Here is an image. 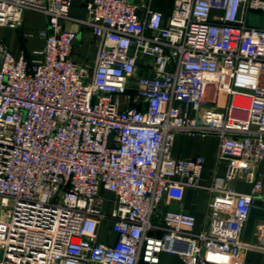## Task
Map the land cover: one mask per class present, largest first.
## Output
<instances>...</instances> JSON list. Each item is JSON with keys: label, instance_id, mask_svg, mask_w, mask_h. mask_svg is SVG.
I'll return each instance as SVG.
<instances>
[{"label": "built area", "instance_id": "built-area-1", "mask_svg": "<svg viewBox=\"0 0 264 264\" xmlns=\"http://www.w3.org/2000/svg\"><path fill=\"white\" fill-rule=\"evenodd\" d=\"M135 1L87 0L82 24L100 42L89 69L71 58L77 35L61 26L72 0H0V27L18 30L26 12L48 21L31 58L0 46V208L13 206L0 213V264H159L176 242L188 245L176 252L186 264L264 252V222L255 243L241 240L254 201L264 202V27L249 25L264 0H172L167 20ZM177 134L217 136L225 176L203 187L205 158L174 159ZM187 189L210 194L200 231L183 209L159 211ZM108 221L113 246L98 242Z\"/></svg>", "mask_w": 264, "mask_h": 264}, {"label": "crops", "instance_id": "crops-1", "mask_svg": "<svg viewBox=\"0 0 264 264\" xmlns=\"http://www.w3.org/2000/svg\"><path fill=\"white\" fill-rule=\"evenodd\" d=\"M151 5L153 9L163 13L167 20L173 10L174 2L172 0H136L135 6L140 13H143L145 6ZM69 20L61 23L64 32H71L77 35L76 42L71 50V58L80 66L92 69L95 65L99 40L95 37L92 29L82 24L88 20L87 0H72L69 13ZM48 29L47 18L38 13L26 12L23 15L22 26L18 30H12L6 27H0V46L7 47L15 58H19L24 54L27 58H31L34 52L39 51L44 46V40L40 37V33ZM229 74L224 73V84L227 86ZM221 90L224 85H221ZM210 93V92H209ZM218 100V109L226 106L228 96L227 93ZM245 102V107H248ZM219 138L215 135H189L177 134L175 144L172 148V156L174 159H190L197 156H203L205 163L200 178L201 185L208 187L212 183L215 175L223 177L226 174L227 163L218 161ZM260 173L264 180V165L260 168ZM232 186L242 194L250 193L251 185L244 181H236ZM104 193V192H103ZM264 196V187H263ZM210 200V194L204 189H187L180 203L164 200L160 207V214L168 210L183 209L185 212L196 217V231H200L205 223L207 214V204ZM154 224L158 225V217L154 218ZM264 222V206L254 205L251 214L241 233V240L246 244H253L257 241L256 234L260 230ZM153 235L160 236L158 232ZM117 241V234L111 230V223L105 222L98 235V242L113 246ZM188 245L182 242H176L172 247V252H163L160 254L159 264H186L184 260L176 252H185ZM139 264H146L140 262ZM245 264H264V252L249 251L246 254Z\"/></svg>", "mask_w": 264, "mask_h": 264}, {"label": "rangeland", "instance_id": "rangeland-1", "mask_svg": "<svg viewBox=\"0 0 264 264\" xmlns=\"http://www.w3.org/2000/svg\"><path fill=\"white\" fill-rule=\"evenodd\" d=\"M249 25L251 26H260V27H264V16L260 13H256V12H251L249 14ZM227 83H229V79L227 81ZM228 85V84H227ZM225 89L222 88L221 90V93H220V96H221V102L220 103H223V100H222V97H224V95H226V91H227V87L226 84H224ZM215 97H216V90L214 87H212L210 89V93H209V98L211 100H215ZM101 198L102 200L104 201V209L107 213H110V211L113 209V206H114V197L111 193L109 192H104L102 195H101ZM13 206L10 205V207L8 208H0V213H2V210L3 212H6L7 210H10L12 209Z\"/></svg>", "mask_w": 264, "mask_h": 264}, {"label": "water", "instance_id": "water-1", "mask_svg": "<svg viewBox=\"0 0 264 264\" xmlns=\"http://www.w3.org/2000/svg\"><path fill=\"white\" fill-rule=\"evenodd\" d=\"M254 205L264 206V202L258 198L254 201Z\"/></svg>", "mask_w": 264, "mask_h": 264}, {"label": "bare ground", "instance_id": "bare-ground-1", "mask_svg": "<svg viewBox=\"0 0 264 264\" xmlns=\"http://www.w3.org/2000/svg\"><path fill=\"white\" fill-rule=\"evenodd\" d=\"M247 115L245 114V117H246Z\"/></svg>", "mask_w": 264, "mask_h": 264}]
</instances>
